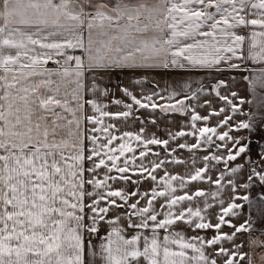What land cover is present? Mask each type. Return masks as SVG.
<instances>
[{
	"label": "snow or ice",
	"instance_id": "1",
	"mask_svg": "<svg viewBox=\"0 0 264 264\" xmlns=\"http://www.w3.org/2000/svg\"><path fill=\"white\" fill-rule=\"evenodd\" d=\"M0 264H264V0H0Z\"/></svg>",
	"mask_w": 264,
	"mask_h": 264
},
{
	"label": "crops",
	"instance_id": "2",
	"mask_svg": "<svg viewBox=\"0 0 264 264\" xmlns=\"http://www.w3.org/2000/svg\"><path fill=\"white\" fill-rule=\"evenodd\" d=\"M117 79H119L122 83L124 84H128V80L127 78L125 77V75L123 74H117ZM208 79H210V77H208ZM144 91H150L151 90V85L149 83H145L144 84ZM163 87V85H162ZM137 92L140 91V88L137 87L135 89ZM117 95H119V93H117ZM202 103V101H201ZM220 106V103L219 102H215L214 103V107H219ZM110 110H113L115 111L116 110V106H113ZM202 115L204 114H207L208 112V109L205 108V109H198ZM157 116L160 117V128L157 129L155 128L154 126H148V132L149 133H152V132H157L158 135H161L163 136L164 135V130L167 129V128H172L173 130H176L178 128V126L180 125V123L182 122V120L184 119L183 117H181L179 114H171V115H168V116H165V114H161L159 112L156 113ZM138 116L140 119H143L145 116H147V111L146 110H139L138 112ZM212 124L215 123V118L212 119V121L210 122ZM140 122L138 119H135V118H129L128 122H127V125H124L122 126V130H131V131H137L140 127ZM240 135H247V133H240ZM257 137H253V139H256ZM191 142V138H188ZM253 150H256L255 149V146H253ZM185 158H187L190 154L187 153V151L183 152L182 154ZM180 171H182L183 169H178ZM119 186V185H117ZM149 187L148 184H144L142 186V188H147ZM225 231H228L227 228H225ZM103 234V232L101 233ZM194 233H192L191 231L188 232V235H193ZM212 233L209 232L208 235H211Z\"/></svg>",
	"mask_w": 264,
	"mask_h": 264
},
{
	"label": "rangeland",
	"instance_id": "3",
	"mask_svg": "<svg viewBox=\"0 0 264 264\" xmlns=\"http://www.w3.org/2000/svg\"><path fill=\"white\" fill-rule=\"evenodd\" d=\"M255 153V150H253V154Z\"/></svg>",
	"mask_w": 264,
	"mask_h": 264
}]
</instances>
